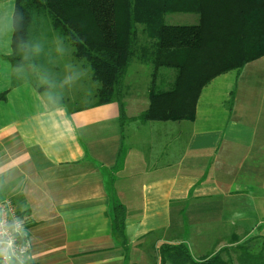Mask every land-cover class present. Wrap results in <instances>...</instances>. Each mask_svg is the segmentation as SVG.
<instances>
[{
  "label": "crops",
  "instance_id": "0c3cea01",
  "mask_svg": "<svg viewBox=\"0 0 264 264\" xmlns=\"http://www.w3.org/2000/svg\"><path fill=\"white\" fill-rule=\"evenodd\" d=\"M6 4L0 200L13 198L25 219L29 261L158 264L162 243L203 258L264 239V56L205 85L194 120L134 119L149 107V90L125 83L122 122L115 101L69 107L27 74L17 78L8 58L15 0ZM118 202L124 241L114 233Z\"/></svg>",
  "mask_w": 264,
  "mask_h": 264
},
{
  "label": "trees",
  "instance_id": "16d2710c",
  "mask_svg": "<svg viewBox=\"0 0 264 264\" xmlns=\"http://www.w3.org/2000/svg\"><path fill=\"white\" fill-rule=\"evenodd\" d=\"M171 13H196L199 21L166 23ZM44 16L77 59L90 64L99 83L94 105L117 102L122 122L128 120L123 97L134 60L154 67L149 107L134 119L181 121L195 119L201 91L214 77L264 56V0H15L8 56L15 68L37 63L33 42ZM161 68L174 72L166 86L157 84ZM112 212L114 233L124 241L126 209L118 202ZM225 250L196 260L184 243H162L158 264H231Z\"/></svg>",
  "mask_w": 264,
  "mask_h": 264
},
{
  "label": "rangeland",
  "instance_id": "374dc122",
  "mask_svg": "<svg viewBox=\"0 0 264 264\" xmlns=\"http://www.w3.org/2000/svg\"><path fill=\"white\" fill-rule=\"evenodd\" d=\"M6 3H12V0L0 3V21L10 23L12 13L5 15ZM165 21L170 24H194L199 21V15L196 13H171L165 16ZM139 27L141 28V26ZM36 34L33 50L37 63L23 66L19 70L16 68L17 78H22L21 73H25L38 86L52 85L54 93L50 90L51 92L46 95L50 96L52 93L53 98L50 97L52 101H62L69 107L86 106L93 103L99 83L93 78L90 64L77 59L73 45L61 38L59 32L53 29L48 17H42ZM153 69L154 67L150 63L144 64L139 60H134L125 78L126 85L130 86L131 91L136 94L146 93L151 85ZM158 73L157 84L162 86H166L164 83L171 82L174 77V72L166 68H161ZM16 82L12 84L16 85ZM222 248L227 249L222 255L225 259L230 258L231 264H264V239H251L250 244L246 246L241 245L233 248L224 246ZM190 253L196 260L202 256L191 250Z\"/></svg>",
  "mask_w": 264,
  "mask_h": 264
},
{
  "label": "built area",
  "instance_id": "2783aa9c",
  "mask_svg": "<svg viewBox=\"0 0 264 264\" xmlns=\"http://www.w3.org/2000/svg\"><path fill=\"white\" fill-rule=\"evenodd\" d=\"M32 242L14 199L0 200V264H26Z\"/></svg>",
  "mask_w": 264,
  "mask_h": 264
}]
</instances>
